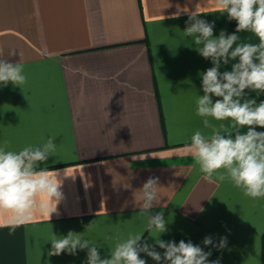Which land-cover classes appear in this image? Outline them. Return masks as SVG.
Wrapping results in <instances>:
<instances>
[{"label": "crops", "instance_id": "obj_1", "mask_svg": "<svg viewBox=\"0 0 264 264\" xmlns=\"http://www.w3.org/2000/svg\"><path fill=\"white\" fill-rule=\"evenodd\" d=\"M195 11L214 23V36L235 32L214 0H0V51L27 77L22 89L0 85V145L19 151L55 137L57 150L41 167L60 171L64 196L50 221L37 215L11 234L0 226V264H86V249L48 255L49 240L69 231L102 257L129 235L153 244L157 233L147 232L134 197L149 177L162 187L151 211L168 221L163 240L191 241L220 264H261L264 198L229 181L207 183L183 155L196 130L209 131L195 98L203 95L200 73L213 65L183 33ZM237 35V45L259 42L249 31ZM259 95L246 90L242 102ZM213 123L233 136L247 131L230 119ZM206 236L227 244L205 246Z\"/></svg>", "mask_w": 264, "mask_h": 264}, {"label": "clouds", "instance_id": "obj_2", "mask_svg": "<svg viewBox=\"0 0 264 264\" xmlns=\"http://www.w3.org/2000/svg\"><path fill=\"white\" fill-rule=\"evenodd\" d=\"M214 6L217 12L227 13L229 21H236V29L232 34L221 30L214 36V23L199 18L201 13L197 11L189 13L184 36L192 38L196 51L213 66L200 73L203 95L195 98L196 115L209 131L196 130L185 145L183 155L195 161L207 183L229 181L244 196L261 199L264 198V131L256 129H264V100L242 102V98L246 90L264 93V0H214ZM244 31L254 33L259 42L237 45V34ZM3 57L0 51V85L11 82L22 89L27 82L22 63L14 64ZM230 60L236 61L231 71L221 72L222 64L228 65ZM229 119L232 128L246 126L247 131L233 136L223 124L213 123ZM55 139L49 137L40 145L25 146L19 151L9 150L7 142L0 145V216L8 217L0 226L10 228V234L32 222L37 215L50 221L64 198L60 171L41 167L54 156ZM161 188L158 178L149 177L134 192L139 212L148 217L147 232L157 233L150 235L153 244L147 243L144 235H129L102 257L96 244L83 238L81 233L69 231L49 240L48 255H76L78 249H86V264H147L141 253L156 264H220L219 259L209 261L211 251L205 252L191 241L177 243L161 238L168 232V221L163 212L151 211L160 204ZM202 243L223 249L227 239L222 237L216 244L212 236H206ZM157 246L163 253L156 250Z\"/></svg>", "mask_w": 264, "mask_h": 264}, {"label": "trees", "instance_id": "obj_3", "mask_svg": "<svg viewBox=\"0 0 264 264\" xmlns=\"http://www.w3.org/2000/svg\"><path fill=\"white\" fill-rule=\"evenodd\" d=\"M264 100V93H260L257 103ZM257 131H264V129L257 128ZM261 264H264V231L261 234Z\"/></svg>", "mask_w": 264, "mask_h": 264}]
</instances>
